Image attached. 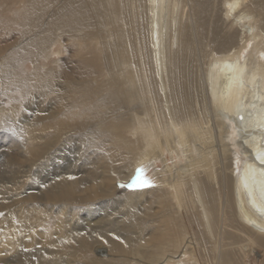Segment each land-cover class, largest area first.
<instances>
[{
  "label": "bare ground",
  "instance_id": "6f19581e",
  "mask_svg": "<svg viewBox=\"0 0 264 264\" xmlns=\"http://www.w3.org/2000/svg\"><path fill=\"white\" fill-rule=\"evenodd\" d=\"M22 2L0 50V98L21 89V105L0 114L25 129L22 157L95 127L110 148L83 175L57 171L41 186L23 175L0 195L16 212L28 201L63 208L61 230L81 204L74 228L30 231L22 244L26 228L0 221L14 240L0 261L264 264V0ZM41 57L55 67L38 69ZM27 61L30 72L14 69ZM157 162L155 186L114 194L117 180Z\"/></svg>",
  "mask_w": 264,
  "mask_h": 264
},
{
  "label": "rangeland",
  "instance_id": "374dc122",
  "mask_svg": "<svg viewBox=\"0 0 264 264\" xmlns=\"http://www.w3.org/2000/svg\"><path fill=\"white\" fill-rule=\"evenodd\" d=\"M22 1L23 0H0V22H1L0 23V41H1L0 42V50L4 49V50H2L3 52L0 51L1 54L4 53L7 50V48L9 47V46L5 45V40L12 37L13 34L16 35L15 32H17V29L14 30L13 26L11 27V25H12L11 22L8 20H10L11 17L13 16V14L15 12H17L16 10L22 6V3H23ZM8 23H10V24H8ZM8 26H10V28ZM55 49H57V48H55ZM52 58L54 59V57H51L48 61H45L41 57L40 61L35 65H37L38 69H40V70H41L42 66H44V67H46V66L55 67L56 63L54 62V60ZM55 58H56V56H55ZM14 67H15L14 68L15 70H17V68L21 69L23 67L22 69L26 73H28L32 70V64H31V62H28V61L25 64H23L22 66L14 65ZM8 89H10V90H8ZM20 92H21V89L15 88V87H10V88H7L6 90H3V96L0 98V103H1L0 105L9 106V104H14V105L20 106L21 105L20 94H19ZM38 100H39V98L37 97V100L35 102L36 104H37ZM0 116H1L0 117V183H1L0 184V195L2 193L7 194V197L9 195H11L10 190L12 188H14L15 184L21 179V176H23V175H28V176L31 175L30 177L34 176L33 178L36 179L37 181H39V186H41V182L43 183L44 180L50 179V177L57 174V171L59 173L61 171H65L68 169L67 171L70 170L72 173L74 172V173H77V175H80L81 171H83V173H84V171H87V170L89 171L91 169L92 170L95 169V167H94L96 165L95 157L96 158L102 157L104 160H106L104 153H106L107 149L110 148V144L106 143L107 140L104 142L102 141V140L106 139L105 134H104L105 130L103 128L97 129V127H95L94 130H92L93 128L92 129L88 128V130H85L86 133L84 131L78 132L77 135L81 136L80 137L81 139H79V136H78V140H77V137L73 138V136H75V133H72L71 138H68L71 134H67V136L62 137L61 140L58 139L57 140L58 143L55 141V144H54V141H53L52 142L53 144L50 143L49 145H46L45 147H43L44 149H43L42 153L36 155L37 157H35V159L28 160L27 157H22L23 155L24 156L26 155V153L24 152V148H22L25 144V141H24L25 140L24 139L25 134H23V133H25V129H23L22 126L19 127L17 125L16 120L12 117H9L7 114H5V115L0 114ZM26 116L31 117L29 114H26ZM11 120H13V121H11ZM8 129H10L11 131H9ZM94 132H96V133H94ZM82 137L84 140H82ZM80 141L82 142V144L79 143ZM29 143H32V142L30 141V142H28V144ZM83 145H84V147H83ZM63 148H65V149H63ZM237 151H238V154L240 153L239 156H243V153L239 149ZM101 161L102 160H99V162H101ZM180 161L181 160L176 161L177 164H180ZM24 165L26 166V168ZM28 165H29V167H28ZM141 167L144 170L143 175L152 182L151 187L155 186L157 184L156 183L157 180L155 179L156 178L155 177V171L157 169L158 170L161 169V164L159 162H157L156 166L153 167L152 164H150V163H144L142 165L137 166L135 168V170L137 168H141ZM97 172H99L98 178L100 179L101 178L100 170L98 169ZM83 173L81 175H83ZM134 175H135V171L132 174V176L129 177V179L126 183H125V181H122V180H117L118 182L116 181V187H117L116 189L117 190L114 189V194L116 196H121L127 190H131L128 187H120V185L121 184H127L130 181V178H132ZM37 176H38V178H37ZM94 177H96V176H94ZM40 180H41V182H40ZM151 187L136 188L135 190H143V189H148ZM7 197H6V199H7ZM12 204L15 205V202L11 203V204H5V201H3V200L1 201V198H0V213L4 212L6 210L12 212V214H11L12 216L11 215L10 216L0 215V221L2 223L1 225H3L4 227L5 226L6 227L14 226L16 229V224H22L24 226V228L29 230V231H27L26 229H24V231H26V232L21 231V234L23 235V237H21L18 241V243L21 242V244L23 243V241L25 239H27V237L30 236V234H31L30 231L32 233L35 230H38V231L41 230V232H43L44 230L46 231V229H47L46 233L51 231L50 233L56 235L57 233H59L61 231L67 230L68 228H70V229L74 228V225L72 222H70V219L75 217L76 214L79 213V210H80L79 208L81 206V204L77 203V202H74V204H72V207L69 208V210L67 211V215H68L67 218H68L69 222L64 223L63 229L61 230L60 227H61V223H62L61 216L63 213V211H62L63 208H61V207L56 208L58 206H56V207L54 206V208L52 209L51 207H49V205L46 206L42 203L35 204L34 206H31V205H28V204H30L28 201V202H26V205L23 208V209H25L27 207L25 210L22 209L21 211L16 212V210L18 209L17 205H15V207H14V205H12ZM29 207H31L33 209L32 213H30L29 210L27 211V209H29ZM109 209L111 210V208H109ZM74 212H76V213H74ZM82 213H83L82 216L85 217V215H84L85 212H82ZM95 213L96 214L91 217L92 220H94V221H96L98 219L97 216H98L99 212L97 211ZM31 216H33V217H31ZM34 219H37V221H34ZM38 219H39V221H38ZM31 220L33 223H30ZM94 221H91L92 225L95 224V223H93ZM42 224H44V225H42ZM31 225H34V226H32V228H31ZM41 225H42V227H41ZM103 228H109V227L103 226ZM27 234H29V235H27ZM12 242H14V240H10V242H9L8 240H6L5 236H3V237L0 236V251H1L0 257H2V258L3 257H12L10 255L13 253H11L9 251L5 252L6 249L7 250L10 249V246L8 244L12 243ZM18 243H15V246L20 245ZM96 248L97 247H95V249ZM2 263L3 264H15V262H13V263L8 262L7 263L6 261L5 262L0 261V264H2ZM73 264H76V263H73Z\"/></svg>",
  "mask_w": 264,
  "mask_h": 264
},
{
  "label": "snow or ice",
  "instance_id": "6c2138e0",
  "mask_svg": "<svg viewBox=\"0 0 264 264\" xmlns=\"http://www.w3.org/2000/svg\"><path fill=\"white\" fill-rule=\"evenodd\" d=\"M8 130L11 131L10 129ZM256 159L261 165H264V156L258 155ZM143 171L142 167L137 168L135 170V175L130 179V181L127 184H121L120 187H128L130 189L151 187L152 182L143 175ZM0 215H2V213H0ZM116 239H119V237H116Z\"/></svg>",
  "mask_w": 264,
  "mask_h": 264
}]
</instances>
